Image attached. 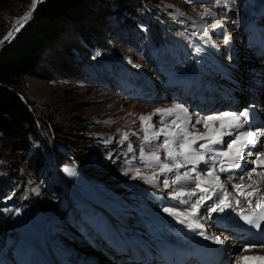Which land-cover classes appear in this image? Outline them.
I'll return each mask as SVG.
<instances>
[{
  "label": "rangeland",
  "instance_id": "1",
  "mask_svg": "<svg viewBox=\"0 0 264 264\" xmlns=\"http://www.w3.org/2000/svg\"><path fill=\"white\" fill-rule=\"evenodd\" d=\"M226 1L229 2L122 0L121 8L110 13L101 14L92 5L81 21L65 25L57 42L41 54L34 70L24 74L18 84L20 97L28 100L29 108L35 111L37 140L23 153L0 132V191L4 197L1 205L12 210L11 233H15L5 242L12 247L13 241L18 240L20 246L14 248L23 250L15 258L4 253L0 264H27L29 257L34 259L20 227L23 224V229L35 232L38 210L44 216L41 217L45 230L48 228L52 258L58 255L62 262L71 263L72 256L78 255L80 260L96 257L105 264L116 263L105 259L102 248L107 245L101 241L111 233L110 226L117 223L114 217L138 221L134 207L141 204L136 196L145 197L148 201L143 199V203L149 207L152 194L155 196L159 190L163 192L174 184L161 172L160 163H148L147 156L156 152L161 163L172 162L160 147L164 143L161 129L176 131L171 124L176 117L155 110L182 103L163 91L150 100L148 94L139 95L130 81L148 84L147 93H151L160 86L159 78L168 76L165 66L170 70L180 68L183 62H178V58L183 52L194 53L195 49L204 52L214 44L222 50V57L228 56L224 50L227 34H232L229 37L239 45L241 38L230 24L234 27L239 22L237 15L245 17L244 11L252 0H243L241 8L230 0L231 7L225 14L223 2ZM31 5L23 0H0V39L12 27L21 25L20 22L14 26ZM206 11L210 14H204ZM146 17L179 36L168 41L161 36L157 40L162 44L145 38L143 34L147 30L155 36L156 29L152 20L145 21ZM131 20L136 25H130ZM208 52L197 60L202 62L209 57ZM246 57L247 54L243 59L240 57L239 62ZM149 114L151 120L142 124L140 116ZM161 117L167 119L163 122ZM154 132L161 134L153 136ZM141 151L145 153L143 157ZM38 158L52 163L50 167L63 184L64 193L54 192L44 176L46 169L36 166ZM66 168L74 174L69 175ZM166 182L170 184L168 187ZM19 186L30 193L32 203L10 202ZM70 204L80 208L77 220H71L74 213L70 216L66 213ZM154 204L153 201L151 205ZM78 221L82 224L80 231L76 227ZM40 242L36 250L42 255L45 246ZM38 261L50 263L39 257Z\"/></svg>",
  "mask_w": 264,
  "mask_h": 264
},
{
  "label": "bare ground",
  "instance_id": "2",
  "mask_svg": "<svg viewBox=\"0 0 264 264\" xmlns=\"http://www.w3.org/2000/svg\"><path fill=\"white\" fill-rule=\"evenodd\" d=\"M23 16L24 15L19 17L14 26L23 22L20 19ZM237 16L239 22L235 23L234 27L230 24L232 30L237 29L240 33V26H244L246 37L240 38V45L236 41H232L233 43L230 45V49L233 54L231 57H222L220 53L222 50L215 48L214 50H209L208 55L210 56L203 58L201 62L198 61L195 56L185 52L181 57V62L184 60L186 64H182L181 68H174L172 71L176 75L180 73L178 75L180 77L176 76L174 80L182 81L181 84L187 87L186 90L179 93L181 89L179 85L172 87L171 80L168 78L163 82L162 77L159 78L160 86L153 89V91H156V96L162 93V91L169 90L172 97L175 96L181 99V104L186 106L188 111H192L188 113L191 120L186 121L190 131H206L203 123H195L197 119L202 120L207 116H222L226 112H232L237 115L243 112V105L240 104V102H235V98L238 96H240V101L245 102L250 101L252 98L249 103H253L256 99L261 98L264 93V84L256 85L255 81L253 82L250 80V77L254 73L250 72L249 69H242L244 66L248 68L252 65H257L254 66L256 70L259 72L264 71V68L258 67V62L260 61L264 65L263 55L258 53L259 48L264 47V1L259 0L257 2L255 0L253 8L245 12L244 18H242V15ZM13 31L14 27H12L7 34ZM230 35L232 34H227V36ZM245 54H247V57L244 61L239 62L240 57L242 58ZM245 72L247 74L244 76L243 74ZM240 75H243V78H249L247 81L243 80L242 83L243 85L247 84L246 88L240 85L242 77H240ZM259 76L261 75L255 78ZM245 94L250 96L244 99ZM159 97H161V95ZM253 113L254 110L248 111V119L247 122L243 124V127L238 129H224V131L231 132L232 135L224 136V142L215 145L212 153H204V161L195 165L186 163L182 157H177V159L175 161L172 160L171 163L167 161L168 163L166 164L172 166L173 170L171 172H165L166 178L168 182L170 181L173 183L175 181L174 184L163 192L154 190L158 194L155 196L152 194L153 200L149 203V207L145 204L142 208L134 207V211L139 216L138 221L134 220V218L131 220L130 217H125L123 220L114 217V219L118 221L114 223L118 235L114 234L112 231L108 241L109 245L116 253L115 255H104L106 257L105 259L111 262L115 261L116 264H173L175 262L184 264H206V261H209V264H238L237 258L240 256L264 255V247L260 245L251 248L249 251H245L244 249L249 245L245 244L243 241L242 234L233 233L230 230V228H234L232 226L226 228L225 226L228 225V223L223 219V216L232 208L254 204L264 194V180L255 173H253L251 179L248 177V173L253 169L251 159L262 145V137L258 134L264 127L263 123L255 124ZM176 115V113H173L171 117H176ZM180 115L183 116V114ZM261 116L264 118V112ZM180 122L181 121L178 123ZM213 123L214 127L219 128L220 121H215ZM193 125H195L194 128ZM246 131L257 134L259 143L255 146L246 147L243 159L238 161L239 167L230 171L221 172L220 167L223 166L227 168L229 161L228 158L218 156L217 153L227 151V143L234 139L240 132ZM180 139H182V136ZM201 143H207V140L197 141V143L193 145V148L197 151H203L198 147ZM173 147L179 150L178 144H174ZM177 163L183 166L177 168L175 166ZM193 169L195 170L193 171ZM209 170H213L215 175L220 177V183L223 185V188L216 187L215 184H213L208 186L210 191L205 194L196 188V180L194 178L197 175H201L204 179H210V177L207 176ZM186 174L188 178H185ZM253 180L258 183L253 184ZM241 183L244 185H252V188L259 187L260 191L254 196L248 197L247 200H244L237 195V191L233 187L235 184ZM168 185L170 184L168 183ZM252 188L246 190L251 191ZM154 191L152 192L156 193ZM179 191H195L196 195L173 198V193ZM226 193L230 206L224 208L223 211L217 210L212 212L211 208L215 207L220 199L224 198ZM203 195L210 196V199H206L199 206L198 219L199 222L204 225L202 229H193L188 226L193 219H196L194 217H189L188 220H184L182 223L181 220L184 219L182 216L173 215L164 211L166 208H171L176 213L186 212L190 210L191 205ZM181 200H187L188 203H181ZM237 200L241 202L238 204L236 202ZM153 201L155 204L151 205ZM37 212L38 221L37 227L34 230L35 232L32 233L29 232V229H23V224L20 230L26 234L29 241L35 240L38 243L42 241L48 250V258L52 259V250L43 237V233L47 232L48 228L46 231L42 212L39 210ZM129 224L132 225L133 228L131 233L126 235L124 229L127 228ZM201 232L204 234L201 235ZM215 236H220L224 240V243H215L213 239ZM87 247L89 248V246ZM28 249L30 250L29 247ZM44 255L46 256L45 252ZM95 258L96 257H91L88 258L87 261H81L79 256L75 255L73 256V263L70 264H105V261H101L102 259L97 260V258ZM94 260H97L98 263ZM31 263L33 264V261ZM34 263L37 264L36 260Z\"/></svg>",
  "mask_w": 264,
  "mask_h": 264
},
{
  "label": "trees",
  "instance_id": "3",
  "mask_svg": "<svg viewBox=\"0 0 264 264\" xmlns=\"http://www.w3.org/2000/svg\"><path fill=\"white\" fill-rule=\"evenodd\" d=\"M23 1L27 5L32 3V0ZM121 1L41 0L29 22L12 39L5 40L0 44V132L13 145L16 144L23 153L30 144H34L37 137H35V111L29 108L27 104L29 101L24 102L19 95L21 92L18 88L20 78L34 70L41 54L57 42L68 22L81 21L89 13V8L92 5H96L101 14L113 12L114 9L121 8ZM146 20H152L155 24L154 33H164L165 28L156 20L150 17H146ZM130 25H136L135 21L131 20ZM131 33L134 32L130 31ZM41 160L37 159L36 166L41 165L46 169L44 176L48 177V182L54 192L56 194L64 193L62 183L58 181L56 172L50 167L52 163L48 159ZM55 164L59 165L60 163L56 162ZM23 188L19 186L16 189L10 202L32 203L30 193ZM2 194L3 192L0 191V244L4 245L8 234L15 233H11L13 212L7 206L1 205L4 198L1 197Z\"/></svg>",
  "mask_w": 264,
  "mask_h": 264
},
{
  "label": "snow or ice",
  "instance_id": "4",
  "mask_svg": "<svg viewBox=\"0 0 264 264\" xmlns=\"http://www.w3.org/2000/svg\"><path fill=\"white\" fill-rule=\"evenodd\" d=\"M40 2V0H32V6L33 10L35 9L36 4ZM204 14H210L207 11ZM202 14V15H204ZM31 16V11L28 13H25L23 17L20 19L22 21H27ZM21 27L23 24L20 25ZM14 31H19V28H15ZM13 32H9L8 36L5 37L7 39L9 36H12ZM99 54V53H97ZM155 113L171 116L173 113H176V119L172 120L171 123L175 125L176 131L169 130L167 128L161 129V132L168 137H171L172 139H165L164 143L160 145V147L165 149V154L168 159H171L175 161L177 157H182L183 160L188 164H197L199 162H202L205 160L204 153H212L214 151V146L219 145L223 143V138L226 135H232L231 132L224 131V129H238L243 127V124L247 122L248 119V110L245 109L243 112H240L238 115L234 114L232 112H226L222 116H207L204 117L202 120L197 119L195 121L196 124L203 123L204 128L206 129L205 132H199V131H190L186 121H190L191 117L188 116V109L180 103L173 104L170 108H159L155 110ZM180 114H183L181 116ZM152 118V114H149L148 116H140L141 123H145L147 121H150ZM181 121L180 123H177V121ZM215 121H220L219 128L214 127ZM195 125H193V128ZM160 132H154L153 136H159ZM261 137H264V131L259 132L258 134ZM182 136V139L180 137ZM127 139V137H125ZM148 138L145 137V140ZM200 140H207V143H201L199 144V149L203 151H197L195 148H193V145L197 143V141ZM257 143H259L257 139V134L246 131V132H240L238 135L235 136L234 139H232L230 142L227 143V151H221L218 152V156L226 157L228 158V167L225 168L223 166L220 167L221 172L230 171L237 167H239L238 161L242 160L245 155L246 147L248 146H255ZM174 144H178L179 150L177 148L173 147ZM131 150V148H130ZM145 153L141 151V156L143 157ZM147 162L148 163H160V170L162 173L164 172H171L172 166L169 164L161 163V157L156 152H151L147 156ZM253 164L259 167H264V152H259L256 155V159L253 161ZM177 168L182 167L183 165L177 163L175 165ZM195 169H193L194 171ZM65 171L69 175H73L74 172L70 169H65ZM253 173H255L257 176H260L262 180H264V172H257L256 167H253L252 171L248 173L249 179L252 178ZM207 176L210 177V179H204L203 176L197 175L195 176L196 180V188L199 189L202 193H209L210 188L208 186L215 184L216 187L223 188V185L220 183V177L215 175V172L213 170H209L207 173ZM187 177V174L185 176ZM152 179H155V175L152 177ZM175 182V181H174ZM253 184H257L258 182L253 180ZM165 187H168V184L165 183ZM236 191L237 195L239 197H242L244 200H247L248 197L254 196L257 192L260 191L259 187L252 188V185H244V184H235L233 186ZM248 188H252L251 191L246 190ZM196 192H174L173 198H179L184 196H195ZM210 199V196L203 195L200 196L198 200L195 201L191 205V209L186 212H180L176 213L171 208H166L164 211L169 212L173 215L182 216L184 219L181 220L183 223L184 220H188L189 217H194L196 219H193L189 223V227L193 229H202L204 225L199 222L198 219V212H199V206L206 200ZM238 204L241 202L240 200L236 201ZM181 203H188L187 200H181ZM251 203V202H250ZM230 206V202L228 200L227 193L225 194L223 199H220L219 203L215 205V207L211 208L212 212H215L217 210L223 211L224 208H227ZM256 207L260 209V213L258 217L253 216H246L244 217L246 223L252 225L256 229H261L262 223H264V196H261L259 200L256 202ZM201 235L204 233L201 232ZM214 242L217 244H223L224 240L220 236L213 237ZM256 247L255 244L247 246L244 250L249 251L251 248ZM261 247H264V244L261 245ZM238 264H264V255H256V256H240L237 258Z\"/></svg>",
  "mask_w": 264,
  "mask_h": 264
},
{
  "label": "water",
  "instance_id": "5",
  "mask_svg": "<svg viewBox=\"0 0 264 264\" xmlns=\"http://www.w3.org/2000/svg\"><path fill=\"white\" fill-rule=\"evenodd\" d=\"M41 1V0H40ZM40 4V2H38L37 4H36V6H35V9L33 10V6L31 5V7H30V10L29 11H31V16H30V18L27 20V21H23L21 24H23V26L21 27V26H19L18 28H19V31L29 22V20L32 18V16H33V14H34V12H35V10L37 9V7H38V5ZM19 31H13V35L12 36H9L7 39H5V37L6 36H8V34H5L1 39H0V41H9L10 39H12ZM24 102H26L25 101V99L23 100Z\"/></svg>",
  "mask_w": 264,
  "mask_h": 264
}]
</instances>
